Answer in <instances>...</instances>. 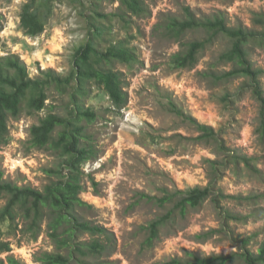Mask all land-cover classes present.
<instances>
[{
    "label": "rangeland",
    "instance_id": "374dc122",
    "mask_svg": "<svg viewBox=\"0 0 264 264\" xmlns=\"http://www.w3.org/2000/svg\"><path fill=\"white\" fill-rule=\"evenodd\" d=\"M27 0H0V58L19 56L33 79L43 71L53 70L61 76L71 72L76 51L89 39L88 19L92 13L113 14L117 0H84V6H71V0L56 2L54 16L45 32L38 37L27 36L21 27V13ZM150 8L148 17H133L129 29L117 18L104 21L105 37L96 43L102 51L112 44L124 43L135 50L139 62L129 67L114 63L111 67L124 73L129 102L119 112L114 111L105 90L90 85L83 98L87 108L97 112V120L88 127L98 156L84 165V202L92 206L78 212L96 226L105 227L110 239L104 238L106 252L92 259L95 264H163L176 258L187 259V253L197 256L228 255L240 252L235 238L253 236L251 250L255 253L264 242V141L259 138L260 104L250 90L246 78H230L219 84L205 79L209 70L222 73L233 69L219 58L231 46L230 39L221 36L200 54L194 68L176 69L172 56L185 50V44L202 41V32L190 31L181 43L169 38L161 24L166 16L184 18L190 7L197 18L223 13L228 26H244L261 30L255 14H264V0H144ZM84 14V15H83ZM85 16V17H84ZM249 57L262 69L264 90V49L255 46ZM68 96L51 91L47 108L32 115L24 113L10 121V142L0 149V171L4 179L19 187L43 190L51 182L47 170L57 166L58 157L49 149L30 146V130L48 113L64 112ZM176 108L200 124L213 128L232 154L250 159V165H233L224 172L219 190L225 195L244 198L225 200L224 208L247 217L231 223V231L219 233L206 242L197 235L221 228V218L211 201L199 208L176 214L162 228L161 237L153 246L146 245L148 232L143 227L168 213L171 205L160 207L147 202L143 193L162 197L165 191L175 192L209 183L208 160H223L215 141H193L199 136L196 126L176 115ZM219 152V153H218ZM254 197L255 201L245 198ZM6 199L0 195V209ZM45 224L39 236L16 233L4 235L11 242V252L0 254V262L8 257L21 264H41L46 253L60 251L49 236ZM6 231L7 226L3 227ZM232 232V233H231ZM91 241L88 234L79 236ZM101 240H103L101 238Z\"/></svg>",
    "mask_w": 264,
    "mask_h": 264
},
{
    "label": "trees",
    "instance_id": "16d2710c",
    "mask_svg": "<svg viewBox=\"0 0 264 264\" xmlns=\"http://www.w3.org/2000/svg\"><path fill=\"white\" fill-rule=\"evenodd\" d=\"M120 5L113 14L92 13L88 19L89 39L75 53L71 72L61 76L53 70L43 71L40 78L33 79L25 62L17 55L0 58V149L10 142V121L19 119L24 113L32 115L47 108L49 93L54 91L60 96H68L69 103L65 111L50 112L30 130V146L36 149H49L58 157L57 166L47 170L51 182L43 190L29 186L19 187L4 179L0 171V195L6 199L0 209V254L11 252V242L4 235L16 233L22 229L23 234L36 238L47 224L49 236L60 251L67 253H46L38 261L41 264H95L92 259L106 252L108 246L104 238L110 239L107 229L84 220L78 212L85 207L81 194L85 191L84 165L97 158L98 153L93 143V135L88 127L97 120V112L87 108L83 98L90 93V85H97L105 90L112 102L114 111L119 112L129 102L124 73L111 67L122 63L129 67L138 64L135 50L124 43L112 44L102 51L97 39L105 37L104 21L117 18L124 29H129L133 17L143 18L151 14L144 0H117ZM56 2L65 0H27L21 13V27L30 37L42 35L54 16ZM95 4V0H91ZM71 6L81 8L84 0H71ZM84 15V14H83ZM85 17V16H84ZM255 23L261 30H250L244 26L230 27L223 13L197 18L190 7L184 9V18L166 16L158 26L164 29L165 35L176 41L190 31L202 32L206 38L185 44V50L172 56L176 69L194 68L200 60V54L207 47L214 45L221 36L228 38L232 46L221 55L219 62L232 64L233 69L218 73L214 70L202 74L219 84L230 78H246L248 85L242 87L250 90L260 104L258 135L264 141V90L261 76L263 70L256 68L249 57V50L255 46L264 49V14H255ZM3 24L0 20V30ZM176 115L196 126L199 136L193 141L211 143L215 141L223 160H208L209 183L205 187L197 186L175 192L165 191L162 197L141 194L147 202L160 207L171 205L164 216L157 218L143 227L148 232L147 246L155 245L160 239L162 228L172 221L176 214L185 215L189 208L196 209L211 201L217 210L222 224L220 229L197 235L196 239L206 242L217 234L231 231V223L246 221L242 217L224 208L225 200H243L225 195L219 190V181L224 172L233 165L240 169L242 164L249 166L250 159L232 154L220 140L218 133L194 118L173 108ZM218 152V153H219ZM255 201L256 198H245ZM7 226L6 231L3 227ZM232 233V232H231ZM88 234L91 241H82L79 236ZM234 243L241 246L240 252L228 255L197 256L187 253V259L176 258L163 264H264V242L255 253L251 250L253 236L235 238ZM101 238L103 240H101ZM9 264H21L16 258L8 257ZM0 264H6L1 261Z\"/></svg>",
    "mask_w": 264,
    "mask_h": 264
}]
</instances>
